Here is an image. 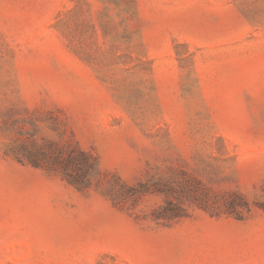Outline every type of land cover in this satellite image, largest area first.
I'll list each match as a JSON object with an SVG mask.
<instances>
[{
  "label": "rangeland",
  "instance_id": "rangeland-1",
  "mask_svg": "<svg viewBox=\"0 0 264 264\" xmlns=\"http://www.w3.org/2000/svg\"><path fill=\"white\" fill-rule=\"evenodd\" d=\"M0 264H264V0H0Z\"/></svg>",
  "mask_w": 264,
  "mask_h": 264
},
{
  "label": "trees",
  "instance_id": "trees-1",
  "mask_svg": "<svg viewBox=\"0 0 264 264\" xmlns=\"http://www.w3.org/2000/svg\"><path fill=\"white\" fill-rule=\"evenodd\" d=\"M80 154H81L83 157L86 158V156H85L82 152H80ZM67 176H71V174H67ZM69 181H70V180H69ZM70 182H71V183H74L73 180H71Z\"/></svg>",
  "mask_w": 264,
  "mask_h": 264
}]
</instances>
